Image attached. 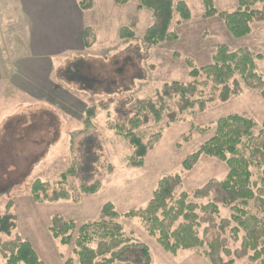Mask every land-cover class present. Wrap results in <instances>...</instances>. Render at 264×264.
<instances>
[{"label": "rangeland", "instance_id": "374dc122", "mask_svg": "<svg viewBox=\"0 0 264 264\" xmlns=\"http://www.w3.org/2000/svg\"><path fill=\"white\" fill-rule=\"evenodd\" d=\"M174 1H185L191 17L179 23L176 15L170 30L177 38L156 45L146 42L147 29L155 19L152 10L140 7L141 0H129L125 5L117 0L99 1L90 13L92 18L89 16L98 20L95 45L91 50L57 58L49 80L46 68L21 73L14 68L11 58L18 55L14 43L18 12L14 5H6L10 1L0 0V39L7 38L14 45L12 57L7 52L1 57L3 64L11 65L14 79L2 88L0 97V214L10 213L17 219L13 235H2L3 240L21 236L46 264H80L74 243L62 244L53 237L50 227L55 215L80 225L100 220L102 207L108 202L120 214L145 208L160 179L167 175H180L182 185L176 192L191 197L211 180L220 182L226 177L227 165L216 158L203 155L188 170L183 163L214 136L220 118L242 114L253 118L259 127L263 123L261 90L248 87L239 74L229 82L239 94L227 102L219 100L220 89L210 84L200 87L204 90L202 98L207 100L204 110L197 106L178 114L176 121L168 113L160 122L147 118L138 132L146 143L156 142L142 167L128 166L133 154L128 141L108 128L109 123L134 115L138 100L155 99L166 84L193 82L192 68L212 64L222 45L231 50L248 48L260 55L257 71L264 75V20L253 22L251 32L237 38L219 14L236 10L240 0H212L217 13L210 16H206V0ZM123 27L134 30L135 38L122 39ZM170 106L171 112L178 113L176 98ZM91 107L96 108L94 125L83 132L85 111ZM73 165L79 166L87 181L101 182L98 193L83 196L81 181L74 177L60 184L62 174ZM37 179L50 183L49 193L63 187L77 195L70 200L36 203L31 187ZM215 194L216 188H212L204 197L192 199L206 203ZM219 204L221 217L229 218L230 209ZM119 221L129 236L149 246L151 264H212L204 249L168 253L139 219ZM238 243H230L233 250L240 246ZM232 258L235 264H258L241 252L233 253ZM2 261L0 256V264Z\"/></svg>", "mask_w": 264, "mask_h": 264}, {"label": "trees", "instance_id": "16d2710c", "mask_svg": "<svg viewBox=\"0 0 264 264\" xmlns=\"http://www.w3.org/2000/svg\"><path fill=\"white\" fill-rule=\"evenodd\" d=\"M97 0H77L81 10L93 9ZM129 0H117L125 5ZM261 7H258V5ZM206 16L217 13L212 0L205 1ZM153 11L155 22L147 29L146 42L156 45L177 38L170 30L176 15L179 23L188 21L190 9L185 1L141 0V6ZM234 37H244L251 32L255 21L264 20V0H240L239 7L232 12L219 13ZM122 39L135 38V31L123 27ZM86 48L96 42L95 31L88 27L84 30ZM256 56L248 48L231 50L222 45L218 48L212 64L193 67L190 75L193 82L166 84L155 99L136 102V112L118 123H109L108 128L119 137L128 141L132 155L128 166L142 167L152 149L155 139L146 143L138 132L147 118L160 122L168 113L172 121L178 114L199 106L206 107L200 87L212 84L220 89L219 100L227 102L239 94L230 87V81L239 74L248 87L260 89L264 97V75L257 71ZM203 81L201 82L200 80ZM176 98L178 113L171 112L170 101ZM85 130L93 127L96 108L86 111ZM180 112V113H179ZM206 155L223 161L228 167L226 177L220 182L211 180L206 187L194 192L193 197L183 192L177 194L182 185L180 175H167L160 179L152 198L145 208L131 209L120 214L113 203L104 204L101 219L78 224L60 215H55L50 231L62 244L74 243V253L80 264H151V251L147 244L129 236L121 218L139 219L149 235L155 236L163 250L177 253L182 249H204L205 256L212 264H235L233 253L249 254L250 260L264 264V121L260 125L251 117L231 114L220 118L213 137L201 145L184 161L185 169H192L201 156ZM111 165V164H109ZM109 172L112 166L108 167ZM81 181L80 194L92 195L99 192V180L87 181L78 165H73L61 176L60 184L69 178ZM216 188L213 200L197 203L193 199L204 197L210 189ZM50 183L37 179L31 187L36 203L70 200L74 196L65 188H54ZM193 198V199H192ZM231 211L229 218L221 217L220 204ZM17 228L13 214H0V256L2 264H46L30 242L21 236L3 240L2 235L12 236ZM240 246L233 250L230 243ZM226 258V259H225ZM229 258V259H228ZM68 263H71L70 261Z\"/></svg>", "mask_w": 264, "mask_h": 264}, {"label": "crops", "instance_id": "0c3cea01", "mask_svg": "<svg viewBox=\"0 0 264 264\" xmlns=\"http://www.w3.org/2000/svg\"><path fill=\"white\" fill-rule=\"evenodd\" d=\"M5 1H10L6 5H14L18 12L14 26L16 40L13 41L18 55L11 58V62L20 73L26 69L40 71L46 68L48 76L50 75L47 79L50 80L52 71L56 69L57 58L93 48L85 47L84 30L90 27L95 32L98 31V20H92L90 13L102 0H97L89 11L81 10L77 0ZM12 46L14 47L7 38L0 39V97L2 88L12 84L14 79V74L10 71L11 65L8 62L3 64L4 60L1 59L5 57L6 52L12 57Z\"/></svg>", "mask_w": 264, "mask_h": 264}]
</instances>
